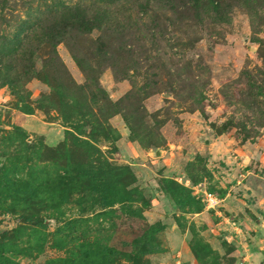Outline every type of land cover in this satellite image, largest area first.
I'll return each instance as SVG.
<instances>
[{
  "label": "rangeland",
  "instance_id": "374dc122",
  "mask_svg": "<svg viewBox=\"0 0 264 264\" xmlns=\"http://www.w3.org/2000/svg\"><path fill=\"white\" fill-rule=\"evenodd\" d=\"M95 7L124 37L110 64L83 43L82 70L55 46L77 90L10 62L73 9ZM169 9L0 0V264H241L236 219L264 209V0ZM236 183L259 203L235 187L222 203Z\"/></svg>",
  "mask_w": 264,
  "mask_h": 264
},
{
  "label": "trees",
  "instance_id": "16d2710c",
  "mask_svg": "<svg viewBox=\"0 0 264 264\" xmlns=\"http://www.w3.org/2000/svg\"><path fill=\"white\" fill-rule=\"evenodd\" d=\"M172 1L174 0H150V2L157 5L160 9H169ZM202 1L203 0H197L199 3ZM185 2L190 3L192 0H185ZM110 15L109 10L96 7L93 9H73L72 12L65 15L66 21L68 20L67 23L61 25L58 30L51 32L52 29L49 28L46 31L47 34L45 35V39L40 37L38 40H35L34 43L25 41L23 47L20 45L8 58H12L10 62L13 64L21 65L30 62L33 67V65L38 63L40 65V70H42V74L34 72L32 77L44 82L51 89H59V93H61L60 89L66 90V88L75 91L78 87L71 83L55 51V46L58 43H62L72 60L81 70L84 66L88 67L87 63L90 61V58H86L83 53V43L94 46L96 53L102 56L103 60L106 58L110 64L112 59L110 60L109 56L111 55L112 49L114 50L112 47L113 42L115 40L121 41L124 37L123 34L118 31L120 30L119 27H115L112 23L113 19H111ZM42 44H44L43 47L45 49L44 58H41L39 54ZM9 76L10 75H7L6 69L0 67V77L5 79ZM8 81L11 82V80Z\"/></svg>",
  "mask_w": 264,
  "mask_h": 264
},
{
  "label": "crops",
  "instance_id": "0c3cea01",
  "mask_svg": "<svg viewBox=\"0 0 264 264\" xmlns=\"http://www.w3.org/2000/svg\"><path fill=\"white\" fill-rule=\"evenodd\" d=\"M235 170H237V168H235L234 171ZM237 184L238 183H236L234 186H230V184L225 186L226 190L221 197L222 203H229L231 199L230 191L235 187L237 190L242 192L245 197L252 199L251 202H253V204H257L258 201L254 200V197H256L257 200H259L260 198V196L257 195L259 192L257 188L255 186H251L248 183L241 184L240 187H238ZM248 202L250 203V201ZM254 213L255 220H249V223L245 222L246 219L249 218L248 215H246L247 218L239 217L237 215L238 218L236 219V221L240 226H242L243 229L242 232L240 229V232H232L234 234L233 237H238V235L243 234L248 238L247 240V238L245 237L244 244L241 243L239 239L231 243L232 251L236 253V257H239L237 258V262L241 261V264H264V209L260 210L258 208V210H256ZM235 225L236 224L234 223V226ZM244 251L245 253H243Z\"/></svg>",
  "mask_w": 264,
  "mask_h": 264
},
{
  "label": "built area",
  "instance_id": "2783aa9c",
  "mask_svg": "<svg viewBox=\"0 0 264 264\" xmlns=\"http://www.w3.org/2000/svg\"><path fill=\"white\" fill-rule=\"evenodd\" d=\"M205 205L210 206L216 204V196L210 194V193H203ZM218 199V198H217Z\"/></svg>",
  "mask_w": 264,
  "mask_h": 264
},
{
  "label": "water",
  "instance_id": "95a60500",
  "mask_svg": "<svg viewBox=\"0 0 264 264\" xmlns=\"http://www.w3.org/2000/svg\"><path fill=\"white\" fill-rule=\"evenodd\" d=\"M154 154H155L156 156H158L159 152H158V151H155Z\"/></svg>",
  "mask_w": 264,
  "mask_h": 264
}]
</instances>
